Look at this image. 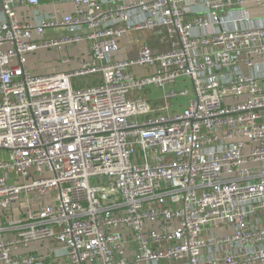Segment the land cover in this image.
Segmentation results:
<instances>
[{
  "label": "built area",
  "instance_id": "1",
  "mask_svg": "<svg viewBox=\"0 0 264 264\" xmlns=\"http://www.w3.org/2000/svg\"><path fill=\"white\" fill-rule=\"evenodd\" d=\"M62 1L35 25L18 10L41 0H0V264H264V0ZM161 28L170 51L113 57ZM83 41L75 71L27 65Z\"/></svg>",
  "mask_w": 264,
  "mask_h": 264
},
{
  "label": "crops",
  "instance_id": "2",
  "mask_svg": "<svg viewBox=\"0 0 264 264\" xmlns=\"http://www.w3.org/2000/svg\"><path fill=\"white\" fill-rule=\"evenodd\" d=\"M151 1V0H145ZM249 14L253 18H264V11L258 9L251 3L246 7ZM74 10V6L70 2L62 0H41L39 7H29L23 6L18 10V14L21 19L30 20L33 24L39 25L42 20L52 13H59L60 15L71 14ZM190 10V8L188 9ZM190 14V13H189ZM231 16V14H230ZM190 17V16H188ZM3 19V13L0 8V20ZM68 35L67 31L64 28H54L48 29L45 32L44 36L34 35L35 40H52L58 39L59 37ZM173 40L167 36L166 29H143L127 32L119 41V51L114 53L113 57L116 60H131L139 55V46L140 44H145L150 47L155 54L166 53L172 49ZM39 57L43 61H54L52 73L64 72V71H75L78 69L77 62L81 58H87L89 56V46L86 41L80 42L78 45L73 46L72 48H64L62 54L58 53L55 49H41L36 53H32L27 58V65L31 71L36 74L35 69L29 65V62L34 57ZM65 57H70L71 61L68 64L62 63V59ZM154 69L147 67H135L134 73L137 76H147L150 73H153ZM182 87H190L189 82L185 79L179 80L175 85L167 87L164 90L157 88H150L145 91L142 96L147 98L153 104L159 106H165L167 101L165 99V92H168L172 89L180 90ZM192 95L189 97H180L176 101L172 102L171 111L182 110L190 100ZM51 243H44L39 245H33L28 251L25 252H35V253H44Z\"/></svg>",
  "mask_w": 264,
  "mask_h": 264
},
{
  "label": "rangeland",
  "instance_id": "3",
  "mask_svg": "<svg viewBox=\"0 0 264 264\" xmlns=\"http://www.w3.org/2000/svg\"><path fill=\"white\" fill-rule=\"evenodd\" d=\"M53 62L54 61H43V59H39V57H34L30 62L29 65L31 67H33V69H35L36 71V75L41 76V75H49V74H53L51 71V69L53 68ZM97 80V77H85L84 79H82V81L85 84H93L95 81ZM190 86V85H189ZM191 91H192V87H188ZM139 96V95H137ZM248 151H246L247 153Z\"/></svg>",
  "mask_w": 264,
  "mask_h": 264
}]
</instances>
